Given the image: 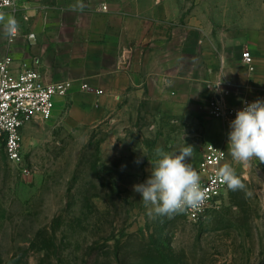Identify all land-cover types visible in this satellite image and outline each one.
<instances>
[{
  "label": "rangeland",
  "instance_id": "rangeland-1",
  "mask_svg": "<svg viewBox=\"0 0 264 264\" xmlns=\"http://www.w3.org/2000/svg\"><path fill=\"white\" fill-rule=\"evenodd\" d=\"M180 1L184 25L202 40L264 27V0ZM69 111L66 102L51 120L23 128L27 173L0 147V264H264V163L234 162L226 125L202 107L173 116L157 100L125 101L93 125L75 123ZM208 143L226 148L224 164L244 190L226 187L197 222L150 218L133 186L150 177L155 149L192 146L196 170Z\"/></svg>",
  "mask_w": 264,
  "mask_h": 264
},
{
  "label": "crops",
  "instance_id": "crops-1",
  "mask_svg": "<svg viewBox=\"0 0 264 264\" xmlns=\"http://www.w3.org/2000/svg\"><path fill=\"white\" fill-rule=\"evenodd\" d=\"M14 1L4 12L19 30L8 43L0 25V57L12 55L15 69L26 62L45 82L71 80L54 112L68 102L77 124H96L137 99L168 102L176 117L200 107L208 113L215 95L228 106L264 100V27L240 39L226 32L202 40L184 25L180 0ZM245 51L251 72L242 62ZM83 82L103 92L82 91Z\"/></svg>",
  "mask_w": 264,
  "mask_h": 264
},
{
  "label": "built area",
  "instance_id": "built-area-1",
  "mask_svg": "<svg viewBox=\"0 0 264 264\" xmlns=\"http://www.w3.org/2000/svg\"><path fill=\"white\" fill-rule=\"evenodd\" d=\"M14 8V0H10V3L0 0V11ZM16 37L17 35L11 42ZM7 41L10 43L9 38ZM241 58L247 71L251 72L253 62L249 52H242ZM14 62L10 54L0 57V147L8 162L18 166L22 173H27V168L22 165V130L33 121L51 120L54 116L55 99L68 94L72 88V81L45 82L39 72L26 62H21L17 69L14 68ZM80 89L95 94L103 92L100 89H93L85 82L80 84ZM244 106V102L228 106L219 95L213 96L207 104L209 116L225 122L229 129L236 112ZM227 155L226 148L222 145L212 143L205 145L196 171L201 177V186L206 191L207 198L201 210L181 213L188 221L197 222L210 210L218 207L227 186L220 182L215 173L223 166Z\"/></svg>",
  "mask_w": 264,
  "mask_h": 264
},
{
  "label": "clouds",
  "instance_id": "clouds-1",
  "mask_svg": "<svg viewBox=\"0 0 264 264\" xmlns=\"http://www.w3.org/2000/svg\"><path fill=\"white\" fill-rule=\"evenodd\" d=\"M6 2L10 3V0ZM0 25L11 42L19 30L15 17L0 11ZM244 103L245 106L236 112L235 119L230 122L228 152L234 162L242 165H248L253 159L264 163V100ZM192 149L190 145L177 153L165 152L160 147L155 149L158 159L154 164L151 163L150 177L144 183L133 186L134 191L141 194V201L150 218L171 217L189 210L202 209L207 197L201 186L200 175L188 163ZM136 162L140 163L139 160ZM215 175L230 190L245 188L231 164L225 163L219 167Z\"/></svg>",
  "mask_w": 264,
  "mask_h": 264
}]
</instances>
